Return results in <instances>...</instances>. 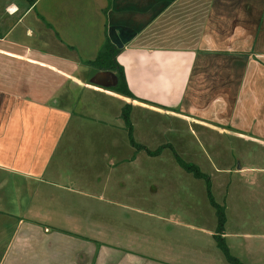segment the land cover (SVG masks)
<instances>
[{"label":"crops","instance_id":"crops-1","mask_svg":"<svg viewBox=\"0 0 264 264\" xmlns=\"http://www.w3.org/2000/svg\"><path fill=\"white\" fill-rule=\"evenodd\" d=\"M107 37L135 98L89 63ZM126 104L145 147L142 111L264 148V0H0V264H195L182 235L136 251L124 233H86L79 191L56 180L72 152L99 174L153 156L130 143ZM236 155L206 158L252 170Z\"/></svg>","mask_w":264,"mask_h":264},{"label":"rangeland","instance_id":"rangeland-1","mask_svg":"<svg viewBox=\"0 0 264 264\" xmlns=\"http://www.w3.org/2000/svg\"><path fill=\"white\" fill-rule=\"evenodd\" d=\"M142 112L146 123L138 129L146 133L143 139L147 148L154 151L162 147L158 156L142 152L144 155L134 165L126 167L115 161L116 167L99 174V166L92 164L89 150L85 152L89 154L85 165L84 160L77 161L79 153L72 152L67 157L68 167H62V174L56 178L79 191L70 196L79 207L78 202H84L80 208L86 233L90 234L92 226L107 239L112 230L124 233L136 251L158 250L161 239L172 243V235H182L183 246L195 251V264L197 259L198 264L206 261L232 264L214 235L218 217L207 195L206 180L184 169L176 160L174 148L187 161L205 162V168L201 166V169L211 177L213 194L227 206L229 234L225 238L231 253L245 264H248L246 260L250 264H264V148L255 143L228 141L224 136L174 117ZM231 154H237V169L242 163L252 170L232 176L216 172L221 166L217 161L224 166V160ZM206 156L217 166L215 169ZM79 174L81 177L77 178ZM108 178V187L105 184L99 188L97 182L106 183ZM219 180L228 182L221 188ZM246 234H252L251 238L235 237Z\"/></svg>","mask_w":264,"mask_h":264},{"label":"trees","instance_id":"trees-1","mask_svg":"<svg viewBox=\"0 0 264 264\" xmlns=\"http://www.w3.org/2000/svg\"><path fill=\"white\" fill-rule=\"evenodd\" d=\"M121 52V49L115 46V44L112 43V41L107 37L105 40V43L100 50L97 58L91 62H89L91 65L95 66L99 69H109L114 70L117 74V84L113 88L120 92L121 94L135 98L134 94L131 92V90L128 87L125 69L124 67L118 62L117 57L119 53ZM122 118L125 121V127L129 135L130 143L137 148V150L144 149L146 150L150 155H158V153L161 152V148H158L157 150H150L149 148L142 146L141 144H138L134 138V126L131 120V105L126 104L123 107L122 111ZM174 150L176 160L177 162L188 172L192 173L197 178H203L206 180L207 185V195L209 198V201L211 205L215 208L217 217H218V226L215 234V238L217 239V244L220 247V249L225 254L227 260L232 264H245L242 261L239 260L236 256H234L229 246L226 243L225 238V231H226V223H227V212H226V205L220 204L217 202L212 189V181L210 175L203 172L202 169L199 167L198 164L189 162L182 157H180L179 154L175 152Z\"/></svg>","mask_w":264,"mask_h":264}]
</instances>
